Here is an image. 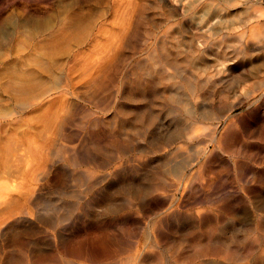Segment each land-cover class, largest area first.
Masks as SVG:
<instances>
[{
	"label": "bare ground",
	"instance_id": "1",
	"mask_svg": "<svg viewBox=\"0 0 264 264\" xmlns=\"http://www.w3.org/2000/svg\"><path fill=\"white\" fill-rule=\"evenodd\" d=\"M81 1L0 21V264H264V0H159L224 26L124 74L155 0Z\"/></svg>",
	"mask_w": 264,
	"mask_h": 264
},
{
	"label": "rangeland",
	"instance_id": "2",
	"mask_svg": "<svg viewBox=\"0 0 264 264\" xmlns=\"http://www.w3.org/2000/svg\"><path fill=\"white\" fill-rule=\"evenodd\" d=\"M25 1V2H24ZM50 1H53L54 3L53 4H55L56 3V6H58V5H60V3L62 4V3H64L65 1L63 0V2H62V0H49V2H45L44 0H0V21L1 20H3L4 18H6L7 16H9V17H11V16H13V15H15V16H13V17H15L16 18V16L17 15H19V13H20V11H21V9L23 10L24 8H27V9H29V8H31L30 10L31 11H36L37 10V12H38V10H39V8H41L40 7V3H41V6H42V4L45 6V5H47L48 3L49 4H52V2H50ZM59 2V4L57 3V2ZM69 0H67V2H68ZM86 0H82L81 2L82 3H80V6L87 12V11H89V12H95L96 10L95 9H97V8H95L97 5V7L98 8H100V9H102V7H103V9L108 5V3H107V0H99V1H93V0H90L91 2L93 1V2H96L95 4H93V3H91V6L89 7L88 5L90 4L89 2V0H87L86 2H85ZM106 1V2H105ZM138 2L137 3H141V1H139V0H137ZM153 2H154V0H152ZM23 2V3H22ZM44 2V3H43ZM66 2V3H67ZM105 2V3H104ZM151 2V1H150ZM155 4L153 3V4H149V3H146V5H148V7L145 9V12L147 13V15L151 18V22H152V24H151V22H149V27H150V30L152 31L151 32V34H149L148 36H147V33H145V35L143 36V37H145V38H148V40H147V42L144 44V46L141 48V50H140V52L139 53H137L135 56H133V57H129L128 58V60L126 61V59H124V60H119V62L120 63H125V68H124V72H123V74L135 63V61L140 57V55H143V53H144V51L146 50V49H148V48H150L151 46H153L156 42H158V41H161V40H165L166 42H167V44L168 45H170V46H176L177 45V43H178V41H180V43H179V45H182V47H185V48H189L188 46H189V44H190V36H195V41H197V39H196V33H192V31L193 32H196V28L195 27H197V26H199V27H203V34H204V36H206L207 34H210V33H212V30H213V27H214V29L215 28H217V26H218V24L219 25H221V26H224V23H219L220 22V18H215V19H213V20H210V21H206V22H204V20L202 21H200V20H194L192 23H189V25H182L181 27H180V30H178L177 28H173V30H171V29H169L167 26V21H164L165 19H164V14H165V9L163 8V3H161L159 0H155ZM188 2V1H187ZM25 3V4H24ZM30 3H33V4H35V5H32V4H30ZM98 3V4H97ZM20 4H22V5H20ZM24 4V5H23ZM28 6H27V5ZM83 4V5H82ZM86 4V5H85ZM100 4V5H99ZM106 4V5H105ZM161 4V5H160ZM187 4V3H186ZM17 5H19L18 7H17ZM260 5V4H259ZM264 5V4H263ZM22 6V7H21ZM33 8H32V7ZM36 6H39V7H36ZM87 6H88V9H87ZM141 6H142V4H141ZM29 7V8H28ZM43 7V6H42ZM94 7V8H93ZM16 8V9H15ZM38 8V9H37ZM34 9H36V10H34ZM87 9V10H86ZM98 11V10H97ZM100 11V10H99ZM13 13V14H12ZM8 14V15H7ZM12 14V15H11ZM4 17V18H3ZM13 17H11V18H13ZM3 18V19H2ZM204 22V23H203ZM200 24V25H199ZM209 24V25H208ZM212 26H211V25ZM147 25V24H146ZM195 26V27H194ZM206 26V27H205ZM211 26V27H210ZM210 28H211V30H210ZM223 33H221V35H218V36H216L217 38H215V39H222L223 38ZM215 39H213V40H215ZM213 42V41H212ZM198 44V43H197ZM188 45V46H187ZM126 49V48H125ZM127 50H128V48H127ZM207 50L208 51H210V49L209 48H207ZM124 53H126V50H124V52L122 53V55L124 54ZM122 55H120V57L122 56ZM126 55V54H125ZM125 55L123 56V57H125ZM122 57V58H123ZM121 59V58H120ZM122 61V62H121ZM127 62V63H126ZM120 78H122V76L120 77ZM201 78L202 79H206L207 80V78L209 79V77L207 76V75H203V76H201ZM117 83H118V81H117ZM116 83V84H117ZM119 83H120V81H119ZM115 96H117V93H115ZM88 106H90L91 108H97V110H99L100 108V110L99 111H97L98 113H100L101 112V115H103L104 113V115H107V110L105 109V108H102L101 106H95V105H92V104H89ZM241 109L242 108H240V109H238L237 110V112L236 113H239V111H241ZM103 110H105V111H103ZM98 116L100 115V114H97ZM41 212H44V211H42L41 210Z\"/></svg>",
	"mask_w": 264,
	"mask_h": 264
}]
</instances>
